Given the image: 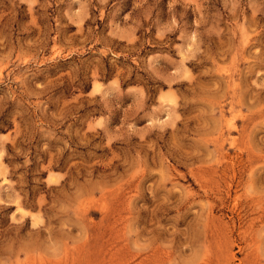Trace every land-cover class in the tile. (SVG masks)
Here are the masks:
<instances>
[{"label": "rangeland", "instance_id": "1", "mask_svg": "<svg viewBox=\"0 0 264 264\" xmlns=\"http://www.w3.org/2000/svg\"><path fill=\"white\" fill-rule=\"evenodd\" d=\"M0 264H264V0H0Z\"/></svg>", "mask_w": 264, "mask_h": 264}]
</instances>
